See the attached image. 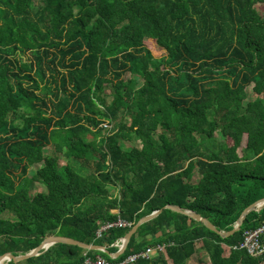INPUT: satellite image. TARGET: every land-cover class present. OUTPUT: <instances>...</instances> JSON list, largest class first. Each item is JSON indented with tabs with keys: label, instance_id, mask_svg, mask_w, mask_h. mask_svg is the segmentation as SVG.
I'll return each mask as SVG.
<instances>
[{
	"label": "trees",
	"instance_id": "obj_1",
	"mask_svg": "<svg viewBox=\"0 0 264 264\" xmlns=\"http://www.w3.org/2000/svg\"><path fill=\"white\" fill-rule=\"evenodd\" d=\"M33 1L0 0V256L48 236L111 254L131 227L100 226L166 205L228 232L264 198V0ZM263 224L222 238L164 209L118 260L165 244L134 264H264L232 249ZM85 256L111 260L59 243L8 264Z\"/></svg>",
	"mask_w": 264,
	"mask_h": 264
},
{
	"label": "water",
	"instance_id": "obj_2",
	"mask_svg": "<svg viewBox=\"0 0 264 264\" xmlns=\"http://www.w3.org/2000/svg\"><path fill=\"white\" fill-rule=\"evenodd\" d=\"M264 207V198L257 200L256 202L252 203L248 207H246L240 216L238 217L237 221L235 222L233 229L226 232V231H218L207 219L203 218L201 215L196 214L192 211L189 210H183L177 206H172V205H166L163 209H159L157 211L152 212L149 215H146L142 218H140L134 225L131 226L129 231L124 235L122 238V244L121 248L114 252L113 254L109 253L108 249L103 246V245H87L84 243H81L79 241H76L74 239L66 238V237H61V236H48L43 239V241L33 250L26 254L22 255H17L14 256L11 253H5L0 256V264H8L10 261L13 262H21L24 260H27L31 257H36L40 255L41 253L45 252L49 247H51L54 244H66V245H71V246H77L85 251H98L101 253H104L110 258H118L121 255H123L126 251L127 245L131 239V237L137 232L138 228L143 225L146 222L151 221L152 219L156 218L164 209L180 213L183 215H186L187 217L191 218L192 220L201 223L204 225L206 229L209 231H212L222 238H227L229 236H232L234 233L238 232L240 230V227L246 218V216L251 213V212H259L262 208Z\"/></svg>",
	"mask_w": 264,
	"mask_h": 264
},
{
	"label": "built area",
	"instance_id": "obj_3",
	"mask_svg": "<svg viewBox=\"0 0 264 264\" xmlns=\"http://www.w3.org/2000/svg\"><path fill=\"white\" fill-rule=\"evenodd\" d=\"M105 129H109L110 126L104 125ZM132 224L126 221L117 219L115 222H108L100 226L96 232V239H102L103 233L112 228H126L131 227ZM264 235V224L254 230H248L244 233V239L239 246H234L232 249H244L247 254L253 258H264V243L262 242V236ZM122 238L111 244V247L116 248V251L121 248ZM106 247V246H105ZM167 245L158 244L154 247H149L146 250L139 253L131 254L124 257L122 260L118 258H110L106 260L101 256H95L94 258L85 256L82 264H134L138 260H150L156 257L158 254H162ZM107 248V247H106ZM113 254V253H112Z\"/></svg>",
	"mask_w": 264,
	"mask_h": 264
},
{
	"label": "rangeland",
	"instance_id": "obj_4",
	"mask_svg": "<svg viewBox=\"0 0 264 264\" xmlns=\"http://www.w3.org/2000/svg\"><path fill=\"white\" fill-rule=\"evenodd\" d=\"M40 0H34L33 1V4L35 5V7H37V6H39L40 5ZM258 10H259V12H261V9L258 7ZM144 45H145V47L150 51V53H151V55H152V57L154 58V59H159V58H161L162 56H164V51L163 50H161V49H159V47L155 44V42L154 41H151V40H145L144 41ZM216 138H217V140H223V138H222V136H221V134L220 133H217L216 134ZM136 144V143H135ZM138 144V143H137ZM45 151V153H47V154H52V149L51 148H48V149H45L44 150ZM59 164H60V166H62L63 164H64V162H63V159L60 157L59 158ZM35 168H32L30 171H31V173H34L35 172ZM31 173L29 174V176H31ZM43 186L42 185H40V184H38V183H33V193L36 191V190H39V191H43ZM7 219H11V217L10 216H8L7 217ZM206 261V260H205ZM187 264H190V262H188Z\"/></svg>",
	"mask_w": 264,
	"mask_h": 264
}]
</instances>
